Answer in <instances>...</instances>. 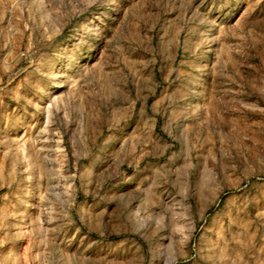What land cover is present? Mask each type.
Segmentation results:
<instances>
[{
	"label": "rangeland",
	"instance_id": "1",
	"mask_svg": "<svg viewBox=\"0 0 264 264\" xmlns=\"http://www.w3.org/2000/svg\"><path fill=\"white\" fill-rule=\"evenodd\" d=\"M0 264H264V0H0Z\"/></svg>",
	"mask_w": 264,
	"mask_h": 264
}]
</instances>
